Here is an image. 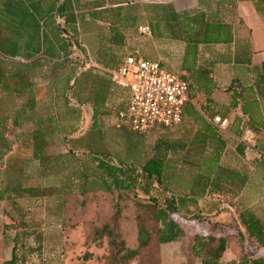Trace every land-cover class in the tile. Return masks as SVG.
Masks as SVG:
<instances>
[{"label": "crops", "instance_id": "obj_1", "mask_svg": "<svg viewBox=\"0 0 264 264\" xmlns=\"http://www.w3.org/2000/svg\"><path fill=\"white\" fill-rule=\"evenodd\" d=\"M256 4L264 11V2L254 0H0V8L7 9L8 25L16 23V17L22 20L15 24L17 52L10 59L27 66L23 73L43 75L48 73V65L67 57L65 69L54 74L66 76L74 70L72 83L78 74H87L93 84L95 79L103 82L102 100L75 96L68 102L78 115L82 107L90 108V122L92 105L125 107L127 90L108 71L116 69L126 55L156 60L165 68L173 65L178 75L188 74L179 69L186 38L184 32H172L169 16L173 12L199 10L204 20L225 26L221 37L227 40L197 44L196 64L208 70L207 80L196 74V67L189 71L193 76L188 80V99L180 122L170 128L155 127L164 129L166 135L154 140L157 147L153 142L142 161L151 157L157 162L153 165H159L161 177L170 187L177 179L183 180L182 187L189 186V174L199 170L214 173L217 187L224 190L202 194L198 205L212 204V209L204 210L209 209L216 220L230 213L233 227L235 212L229 201L252 210L264 227V17ZM142 25L149 27V34L132 36ZM58 28L71 34L82 51L74 48L64 55L66 33ZM90 81L86 89L94 90ZM75 85L67 87L71 95ZM46 88L53 105L60 87L49 83ZM52 113L57 117L62 112ZM216 115L226 119L225 127L213 122ZM258 205H262L263 215L255 212ZM179 239L180 235L166 244Z\"/></svg>", "mask_w": 264, "mask_h": 264}, {"label": "trees", "instance_id": "obj_2", "mask_svg": "<svg viewBox=\"0 0 264 264\" xmlns=\"http://www.w3.org/2000/svg\"><path fill=\"white\" fill-rule=\"evenodd\" d=\"M256 3H263L264 0H254ZM164 6V5H162ZM166 6V5H165ZM167 7V6H166ZM256 9L264 17V11L256 4ZM23 12L22 9H18ZM7 9L0 8V158L10 150L12 140L11 134L15 137L29 138L32 140V158L37 161L38 169L42 177L56 175L58 169H64L65 165L62 161H57L56 156H49L43 153V147L47 144L46 139L59 138V143L66 148V153L60 156H73L74 150L67 144L69 138V130L60 131L57 117L49 110L42 114L37 107V98L33 93L34 83L31 80L32 75L23 73V69L27 68L22 63L15 62L10 58L17 52V29L15 24H21L22 20L16 17V20L10 25L7 24ZM170 15V13H169ZM165 17V15H164ZM172 32L177 35L185 33V50L181 59L179 69L188 72L187 75L179 74L181 78L188 80L193 73H189L195 68L196 74L203 76L205 80L208 77V70L196 64V46L198 43H211L225 41L228 38H222L221 34L225 26L204 20V13L199 10H188L181 12H173L170 16ZM153 26L150 25V29ZM64 35L65 52L69 54L74 48L82 51L79 42L66 30L59 29ZM12 38V39H10ZM70 60L64 57L60 61H56L48 65V73L40 75L42 79H48L49 75L65 69V63ZM80 64L79 60L75 61L76 67ZM160 65H162L160 63ZM75 71L71 74L64 75V83L55 92V98H59L63 104L64 112L76 114L74 107L68 105L66 92L68 83L73 77ZM78 74L69 89L79 80ZM52 86L55 83H51ZM58 87V86H57ZM95 90V89H94ZM103 92V86L97 87L94 100L100 101L103 96L97 94ZM4 101L8 105H4ZM92 120L89 130H96L101 133V137L106 138L107 135H115L116 119L105 129H101L102 121H110L109 107L92 105ZM60 115V114H59ZM122 127V126H121ZM22 128H28L23 132ZM163 128V127H162ZM170 128V127H169ZM47 130V131H46ZM62 133L61 135H59ZM136 135H144L137 134ZM153 147H157V143ZM84 155L96 165L98 171V179L90 177L82 169H70L64 173L63 183L59 188L53 185H26L21 181L15 183H6L5 179L1 181L0 200H5L12 207H18V200L49 198L53 197L57 201V208L60 210L64 205L65 194L78 193L83 196L86 193L103 191L114 195L112 203V211L107 217H99L95 214L92 223L85 219L77 220V213L70 218L61 212L55 215L59 220L60 232L64 237V245L68 246L70 241L66 238L69 231H76L80 227L87 226V231L81 237L79 244L82 252L75 259L82 264H129L135 259L137 264H161L158 255V246L166 244L178 239L180 228L173 215L179 214L183 218L200 219L198 214L187 215L185 211L189 206L199 211L198 199L204 193L221 192L224 189L217 187L214 180L215 174H204L206 172L198 171L190 173L187 178L189 186L183 187L182 190H175L164 181L160 174V167L151 157L141 161L137 165L132 163H123L117 158L109 157L107 154L99 152L95 149L87 148L82 150ZM132 172H138L144 179L147 187L140 190L136 188ZM18 175L25 176L24 171L19 170ZM188 176V175H187ZM211 180L209 181V177ZM153 187L156 193H151L149 188ZM229 191V189H226ZM143 193L139 196L138 192ZM230 202V201H229ZM228 205L234 208V232L238 240L252 241L259 247H264V227L261 219L250 209L238 207L231 202ZM81 204L83 202L81 201ZM24 220L19 219L18 228L25 230ZM131 225L134 242L132 244L125 240V223ZM87 224V225H86ZM17 230V229H16ZM25 233V232H23ZM16 232L13 236V244L10 250V257L2 262V264H23L24 259L20 256L16 249L18 244V235ZM30 233L23 235L28 236ZM39 237V234H37ZM38 246V245H37ZM226 247V234L208 233L205 236L193 234L190 238L188 248L192 258L198 260L199 264H222L220 257ZM37 247H30L31 250ZM237 264H264V255L258 257H249L246 254L241 255L237 260Z\"/></svg>", "mask_w": 264, "mask_h": 264}, {"label": "rangeland", "instance_id": "obj_3", "mask_svg": "<svg viewBox=\"0 0 264 264\" xmlns=\"http://www.w3.org/2000/svg\"><path fill=\"white\" fill-rule=\"evenodd\" d=\"M135 29L132 36L135 37L138 35L140 38L146 36L143 33H139L137 27ZM141 43L143 44L144 42ZM162 63L166 66L165 62ZM166 67L178 74L175 66L168 65ZM63 79V74L49 75L48 79L45 80L40 78V75H32V81L34 83L32 91L37 98V107L42 114H45L47 110L51 112L59 110L62 112L60 115H57L58 124L60 131L69 130L70 132V137L67 138V144L75 151L73 152V156H60L66 153V148L59 143V138L53 139V137H48L46 139L48 142L43 147V153L49 156H56V162L60 160L65 165H62L64 169L57 170L56 175L42 177L40 172H38L37 161L32 158V140L29 138L15 137L12 133L10 136L12 140L11 148L0 158V186L1 181L5 179L6 183L11 184L19 180L26 185H53L57 189L63 183L64 173L70 169L78 170L79 168L90 177L98 179L96 165L92 164L91 160L84 155L82 150L87 148L95 149L107 154L109 157L114 156L123 163L127 162L132 163V165H137L150 154L154 140L157 137H162L160 139H163L166 135L162 131L164 129L155 127L151 128L144 135H136L134 132L122 126L120 127L122 129L115 130L117 132L115 135H107L106 138L101 137V133L88 129L90 126V108L82 107L79 115L76 117L74 114L64 112L62 102L59 98H55L54 106L50 104L51 101L47 97V85L53 82L55 83V87H60L64 83ZM90 80L92 81V78L87 74H80L73 95L70 94V91L66 92L68 102L72 98H75V96L81 100L87 96L91 97L94 95L98 86H104L101 80L95 79L94 84ZM71 81H69L68 87H70ZM88 81L95 86V90L86 89ZM98 95L103 96L104 93L100 92ZM120 96L121 99H124L123 93ZM4 105H8L6 101H4ZM109 109L111 117L108 118L109 120L111 118V120L102 121L101 129H105L115 119L116 107H109ZM22 129L25 132L28 128ZM19 170L24 171L25 176L20 177L18 175ZM132 174L138 190L148 186L138 172H132ZM182 181V179L175 180V186L172 188L182 190ZM149 191L156 193L153 187H150ZM138 194L142 196L143 193L140 191ZM113 197L114 195L103 191H94L92 193H86L83 196H79L78 193L65 194L63 196L65 203L60 210L57 208V201L53 197L18 200V209L12 207L5 200H0V264L10 257L13 236H15L14 234L16 232H20L17 238L18 244L16 251L23 257V264H81L75 257L82 252L79 244L81 243V237L87 231V226L80 227L76 231H69L66 237H69V239L66 242L70 241V244L68 243V246H65L63 243L64 237L60 232L59 220H57L55 215L63 212L70 218L74 213H77V220L85 219L89 223H92L95 214L99 217H107L111 213ZM81 201L83 204H81ZM261 206L258 205V210L256 208L254 210L258 214L263 215ZM198 207L203 208L200 214L198 213L199 211L192 209L191 206L187 208L185 214H198L200 219L183 218L179 214L173 215V218L179 225L180 233L183 234L180 235V239L175 243L158 246L157 251L161 264H199L198 260L192 258L189 254L188 244L190 238L193 234L205 236L211 232L214 234H226V247L220 257L222 264H237L239 257L244 254L249 257L264 255V247H259L252 241L244 239L242 247L241 240H238L237 236L233 234V221L230 213L227 212V215L219 216L217 218L218 220H216L215 217L212 218L213 214L208 213L209 209L204 210V207L212 209V204L200 202ZM19 219L24 220V225H26L25 230L18 228V224L20 223ZM125 224V240L132 244L134 237L131 231V225L127 221ZM27 233L30 234L23 237ZM37 234H39V237H37ZM30 247L37 248L31 250ZM137 263L133 259L129 264Z\"/></svg>", "mask_w": 264, "mask_h": 264}, {"label": "built area", "instance_id": "obj_4", "mask_svg": "<svg viewBox=\"0 0 264 264\" xmlns=\"http://www.w3.org/2000/svg\"><path fill=\"white\" fill-rule=\"evenodd\" d=\"M138 31L149 34V27L142 25ZM111 79L128 93L124 108L115 111L116 127L144 134L154 127L169 128L177 125L188 99L186 80L168 70L156 60L126 55L116 69L108 71ZM220 128L226 119L213 116Z\"/></svg>", "mask_w": 264, "mask_h": 264}]
</instances>
